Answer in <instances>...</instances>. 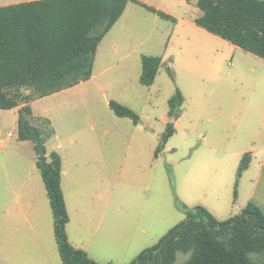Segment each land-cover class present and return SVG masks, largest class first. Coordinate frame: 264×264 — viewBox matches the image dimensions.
I'll return each instance as SVG.
<instances>
[{"label": "crops", "instance_id": "crops-1", "mask_svg": "<svg viewBox=\"0 0 264 264\" xmlns=\"http://www.w3.org/2000/svg\"><path fill=\"white\" fill-rule=\"evenodd\" d=\"M41 1L45 0H0V8ZM137 1L171 17L174 22L162 19L142 6L128 3L119 20L100 41L90 79L80 84H106L100 87L105 92L107 88L128 84L135 79L139 82L142 57L161 59L155 83L162 67L173 66L174 56L182 57L188 66L198 68H206L212 65L211 61H220L223 56H228L229 69L234 68L236 78L242 79L249 88L240 98L242 102L230 109L235 121L228 123L226 113H220L216 119L208 118L210 132L203 135L201 132L205 129L199 127V113L191 126V138L201 142L212 153L218 154L221 146L231 147L227 155L240 161L248 154L250 163L238 180L235 196L234 193L231 195L232 202L228 192L220 194L211 184L208 203L198 205L221 221L237 215L249 202H254L264 211V60L197 27L194 21L201 15L196 8L197 0ZM249 64L253 66L250 80L245 70ZM207 74L203 72L204 77ZM63 91L32 101L29 105L33 117L45 118L48 109L42 107L41 102ZM181 94L183 96V91ZM17 117L18 108L0 110V264H56L50 255L54 239L52 215L36 168L33 144L20 142L17 136L16 141L11 140L12 135L7 133V130H17ZM181 118L170 121L167 113L165 127L171 123L175 130ZM50 123L54 133L45 146L48 153H56L61 159V189L68 212L62 185L66 176L65 161L59 153L63 147L51 120ZM114 126L117 132L132 130L137 135L139 148L146 141L140 121L134 124L128 119V122ZM196 131L199 134L195 139ZM225 155L220 152V156ZM91 207L93 211L100 212L95 229L89 230L90 222L87 220H79L74 229L69 228V219L66 232L71 246L85 251L98 264H128L171 229H165L163 225L166 207L163 203L108 202ZM168 217L170 219L172 215ZM150 242L153 243L148 246Z\"/></svg>", "mask_w": 264, "mask_h": 264}, {"label": "trees", "instance_id": "trees-1", "mask_svg": "<svg viewBox=\"0 0 264 264\" xmlns=\"http://www.w3.org/2000/svg\"><path fill=\"white\" fill-rule=\"evenodd\" d=\"M128 3L174 22L137 0H45L0 8V110L18 108L17 139L33 144L62 264L98 263L69 243L62 162L45 146L54 131L49 120L33 117L29 104L90 79L97 47ZM196 8L201 12L194 21L197 27L264 60V0H197ZM160 65L159 57H142L140 85L150 87ZM166 69L174 83L172 70ZM183 102L175 88L167 101L169 119L179 118ZM108 105L115 116L139 123L127 107L116 102ZM174 132L168 123L157 153ZM249 163L246 154L237 169L235 190ZM183 211V221L129 264H174L177 253L189 254L183 264H264V211L254 202L222 221L202 206H183Z\"/></svg>", "mask_w": 264, "mask_h": 264}, {"label": "rangeland", "instance_id": "rangeland-1", "mask_svg": "<svg viewBox=\"0 0 264 264\" xmlns=\"http://www.w3.org/2000/svg\"><path fill=\"white\" fill-rule=\"evenodd\" d=\"M227 57L198 68L174 56L170 68L174 83L162 67L152 87H142L135 79L102 92L100 87L106 84L86 83L39 103L48 109L44 119L52 121L63 147L59 153L65 161L62 185L71 222L69 228H75L79 220H87L89 230L95 229L100 212L93 211L91 206L108 202L163 203L164 228H172L184 220L183 206L193 208L208 203L211 184L220 194L228 192V198L233 201L231 195L240 159L227 155L231 147H219L226 154L223 157L191 138V126L200 114L203 135L210 132L208 118L216 119L220 113H226L228 123L235 121L230 109L242 102L240 98L249 88L236 78L234 68L229 69ZM252 67L249 64L245 68L249 80L253 77ZM203 72L208 74L204 77ZM175 88L183 91L182 118L172 137L157 153L165 131L167 101ZM107 102L123 105L139 117L146 136L140 148L132 130L117 132L114 125L128 119L115 116ZM7 131L12 135L11 140L16 141L17 130ZM198 134L194 133L195 139ZM167 215L172 217L169 219ZM51 243V259L62 264L54 239ZM188 256L177 253L174 264H183Z\"/></svg>", "mask_w": 264, "mask_h": 264}, {"label": "water", "instance_id": "water-1", "mask_svg": "<svg viewBox=\"0 0 264 264\" xmlns=\"http://www.w3.org/2000/svg\"><path fill=\"white\" fill-rule=\"evenodd\" d=\"M171 121H174L173 119Z\"/></svg>", "mask_w": 264, "mask_h": 264}, {"label": "built area", "instance_id": "built-area-1", "mask_svg": "<svg viewBox=\"0 0 264 264\" xmlns=\"http://www.w3.org/2000/svg\"><path fill=\"white\" fill-rule=\"evenodd\" d=\"M10 135V134H9Z\"/></svg>", "mask_w": 264, "mask_h": 264}]
</instances>
